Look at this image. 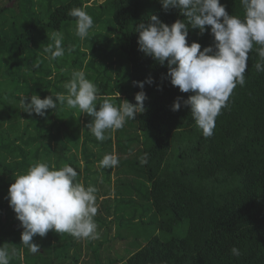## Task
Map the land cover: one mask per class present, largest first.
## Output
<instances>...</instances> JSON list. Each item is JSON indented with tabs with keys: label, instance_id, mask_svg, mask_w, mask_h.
I'll return each mask as SVG.
<instances>
[{
	"label": "trees",
	"instance_id": "obj_1",
	"mask_svg": "<svg viewBox=\"0 0 264 264\" xmlns=\"http://www.w3.org/2000/svg\"><path fill=\"white\" fill-rule=\"evenodd\" d=\"M4 1L0 264H264V0Z\"/></svg>",
	"mask_w": 264,
	"mask_h": 264
},
{
	"label": "rangeland",
	"instance_id": "obj_2",
	"mask_svg": "<svg viewBox=\"0 0 264 264\" xmlns=\"http://www.w3.org/2000/svg\"><path fill=\"white\" fill-rule=\"evenodd\" d=\"M17 0H5L4 1V3H3V6H6V7H13V5L15 4V2H16ZM93 1H97V2H103V0H90V4L93 2ZM53 4H55V2L53 1ZM83 29L85 28V24H83ZM98 27V26H97ZM18 89L17 88H13L12 90H11V93L13 94L14 92H16ZM17 92H20V91H17ZM18 94H20V93H18ZM16 100V99H15ZM13 101L14 103L13 104H15V103H17L18 102V100H16V101ZM1 106V105H0ZM138 204H140L139 202H138ZM131 205H132V203H131ZM129 212V211H128ZM141 216L146 220L148 217H147V213H143V214H141ZM127 218H130V216L129 217H127ZM105 230H107V231H111L112 230V224L111 223H107L106 224V226L104 227V231ZM154 230V229H153ZM158 234V236H160L163 240H169V239H171V238H174V237H179V230H178V227H176L175 228V230L173 231V232H169V233H163V234H159V233H157ZM114 237V236H113ZM112 237V238H113ZM111 238V237H110ZM112 238L110 239V241H109V248H107L106 250H105V252L103 253V254H113L116 250H118L120 247H123L124 245H125V242H121L120 244H118V245H113V240H112ZM113 245V246H112ZM88 256V255H87ZM90 256V255H89ZM85 260H89V257H86L85 256ZM102 262H106V261H102ZM106 263H109V262H106Z\"/></svg>",
	"mask_w": 264,
	"mask_h": 264
}]
</instances>
